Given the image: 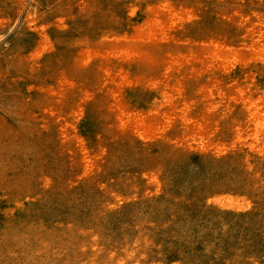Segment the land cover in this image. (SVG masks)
I'll return each instance as SVG.
<instances>
[{
    "label": "rangeland",
    "instance_id": "rangeland-1",
    "mask_svg": "<svg viewBox=\"0 0 264 264\" xmlns=\"http://www.w3.org/2000/svg\"><path fill=\"white\" fill-rule=\"evenodd\" d=\"M263 115L264 0H0V264H264Z\"/></svg>",
    "mask_w": 264,
    "mask_h": 264
},
{
    "label": "bare ground",
    "instance_id": "bare-ground-1",
    "mask_svg": "<svg viewBox=\"0 0 264 264\" xmlns=\"http://www.w3.org/2000/svg\"><path fill=\"white\" fill-rule=\"evenodd\" d=\"M151 22V19L149 20ZM152 23V22H151ZM153 24V23H152ZM153 27V26H152ZM154 34H156L157 28L155 27L153 29ZM139 36H141V39H148L147 38V34H146V29H143V27H139V34L136 35L137 38H139ZM164 40V39H163ZM264 116V115H263ZM264 119V117H263Z\"/></svg>",
    "mask_w": 264,
    "mask_h": 264
}]
</instances>
